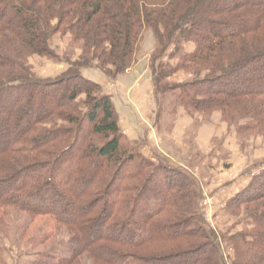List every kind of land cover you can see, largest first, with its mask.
Returning <instances> with one entry per match:
<instances>
[{
  "label": "trees",
  "instance_id": "16d2710c",
  "mask_svg": "<svg viewBox=\"0 0 264 264\" xmlns=\"http://www.w3.org/2000/svg\"><path fill=\"white\" fill-rule=\"evenodd\" d=\"M187 20L193 48L181 52ZM57 34L78 54L59 57ZM170 48L177 60L160 66ZM146 54L167 112H219L264 137V0H0V223L12 207L68 229L62 257L31 264H264V168L228 202L246 220L226 256L194 176L145 156L120 130L112 96L83 75L97 66L116 79ZM34 55L67 66L41 76ZM178 72L197 78L167 85Z\"/></svg>",
  "mask_w": 264,
  "mask_h": 264
},
{
  "label": "rangeland",
  "instance_id": "374dc122",
  "mask_svg": "<svg viewBox=\"0 0 264 264\" xmlns=\"http://www.w3.org/2000/svg\"><path fill=\"white\" fill-rule=\"evenodd\" d=\"M189 22L190 20H187L183 24L174 39L173 46H179L181 52L193 48L192 43L183 37L184 28ZM50 44L59 57H73L70 53L72 50L77 54L80 51L78 47L72 49L68 35L57 34ZM150 44L151 38L147 36L143 44L146 51ZM172 48L164 52L159 62L160 66L167 68L174 65L178 54L171 56ZM148 57L146 54L136 65L116 79L108 77L103 69L97 66L83 69V75L100 83L103 90L104 88L109 90L113 81H118L124 88L130 87L136 79L143 85L139 95V98L142 95L139 99L142 102L138 104L133 97H129L131 101L124 93L122 94L123 90L112 93L121 112L132 120V127L128 128H131L130 131L136 137L137 134L142 136L154 132L157 140L150 138L148 142L156 140L167 153H162L157 148L153 149L155 152L151 151L150 156L154 162L185 166V169L194 176L200 195V210L205 220L218 234L225 255L229 256L231 245L228 238L243 228L246 219L244 215L236 216L229 213L227 205L232 196L249 183L252 175L264 168V137L254 132H239L234 125L223 122L219 112L191 115L181 107H177L174 112H167L170 108L168 99L163 103V100L156 102L153 97ZM28 61L33 71L41 76H54L67 66L65 62L36 55L30 57ZM195 78L197 76L189 72H178L165 78V82L171 85L192 81ZM135 144L141 150L149 147L142 138ZM6 210L7 215L2 221L4 223H0V264H31L33 260L53 263L64 255L70 238L66 227L55 228L50 216L31 218L12 207Z\"/></svg>",
  "mask_w": 264,
  "mask_h": 264
},
{
  "label": "crops",
  "instance_id": "0c3cea01",
  "mask_svg": "<svg viewBox=\"0 0 264 264\" xmlns=\"http://www.w3.org/2000/svg\"><path fill=\"white\" fill-rule=\"evenodd\" d=\"M111 86L112 87H109V85H108V87H109V90L106 88V90H105V88H104V91L107 93V94H109V95H111L112 96V98H113V100L115 101V103H116V105H117V102H116V100L114 99L115 97L113 96V94L112 93H114L115 94V91H117V90H123L122 91V94L124 93V95L127 97V98H129V97H133L134 99H136V103L138 104V103H141L142 101H139V99L142 97V95H141V97L139 98V95H140V93H141V91L140 90H142V88H143V85H141V84H139L138 83V79H136L133 83H132V85L130 86V87H128V88H124V87H122V85H120V83L118 82V81H113V82H111ZM114 84H115V86H114ZM120 87V88H119ZM122 94H120L121 96H123ZM131 101H132V99L131 98H129ZM135 108H136V105H135ZM117 109H118V112H119V120H118V125H119V128H120V130L122 131V133H124L125 135H127L130 139H133V140H138L139 138H142L143 140H144V143L145 142H147L148 144H149V147H148V149H144V150H141L140 148V151L145 155V156H147V157H150V159L152 160V156H150V154L152 153L151 151H153V152H155L154 150H156V148L157 149H159V151L160 152H162V153H165V154H167L166 152H165V149L161 146V144L160 143H158L156 140V138H155V134H154V132H148L147 134H142V136H140L139 134H137V137L136 136H134L133 135V133L130 131V129L128 128V127H132V120L131 119H129L128 117H126V116H124L125 114H124V112H121V110L119 109V107H118V105H117ZM146 124H148V123H146ZM151 128V127H150ZM133 130H136V129H134V128H132ZM152 129V128H151ZM150 138L151 139H156V140H153V141H150V143L148 142L149 140H150ZM136 140V141H137ZM154 149V150H153ZM159 155V154H158ZM153 161V160H152ZM184 168H186L185 166H183Z\"/></svg>",
  "mask_w": 264,
  "mask_h": 264
}]
</instances>
